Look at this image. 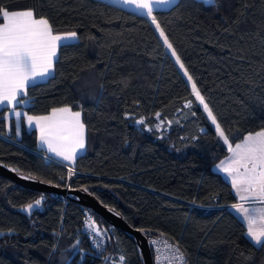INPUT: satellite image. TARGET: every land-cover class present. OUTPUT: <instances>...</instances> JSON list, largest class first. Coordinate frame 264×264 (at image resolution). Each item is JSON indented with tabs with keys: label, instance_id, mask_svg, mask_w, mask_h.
<instances>
[{
	"label": "trees",
	"instance_id": "1",
	"mask_svg": "<svg viewBox=\"0 0 264 264\" xmlns=\"http://www.w3.org/2000/svg\"><path fill=\"white\" fill-rule=\"evenodd\" d=\"M0 8L33 9L55 33H77L58 48L52 76L27 89L25 110L69 106L82 112L87 132L85 152L69 166L37 149L34 130L7 134L3 109L1 164L62 188L71 168L68 189L91 195L147 239L166 237L185 264H264V246L246 237L228 208L237 201L231 185L213 169L227 145L148 17L104 0H0ZM153 14L229 141L264 129V0H177ZM87 214L105 234L99 257L81 232ZM0 231V264H101L107 256L104 264L121 256L144 264L133 236L76 196L2 175Z\"/></svg>",
	"mask_w": 264,
	"mask_h": 264
},
{
	"label": "snow or ice",
	"instance_id": "2",
	"mask_svg": "<svg viewBox=\"0 0 264 264\" xmlns=\"http://www.w3.org/2000/svg\"><path fill=\"white\" fill-rule=\"evenodd\" d=\"M116 2L125 7L132 6L141 15L151 18L152 24L163 38V44L171 51L176 64L183 70L196 100L203 106L204 112L215 126L217 136L231 153L227 163L221 161L216 166L231 177L232 188L240 201L232 204L231 208L246 222L250 242L257 247L264 246V129L247 133L241 142L233 147L224 128L217 122L212 109L153 14L156 9L175 6L176 0H116ZM205 3L214 5L215 0H205ZM76 38L75 31L55 33L49 20L43 16L37 17L33 9L13 11L0 8V112L8 109V114L2 118L6 121H12L14 118L17 136L20 135L22 122L26 118L28 127H34L39 131L41 145L45 146L49 153L62 157L63 160H75L78 150L85 146V125L81 121V113H71L69 118L65 114L69 113L70 109L54 108L50 115L33 116L20 109L29 106L27 89L35 86L38 81L52 76L58 47L64 45L65 41ZM156 117L159 118L160 113H156ZM136 123L143 124L144 120H138ZM157 127L159 128L160 124H157ZM84 190L87 191L86 188ZM43 199L41 196L34 204L29 203L24 211L30 214ZM246 204L248 206H245ZM257 204L260 207H257ZM258 222L261 226L254 227ZM87 224L96 236L103 235L91 217L88 218ZM151 243L155 245L157 241ZM166 247L172 254V260L178 264H185L183 253L178 246ZM156 251L157 264H160V249L157 248ZM119 259L123 262L124 257L121 256Z\"/></svg>",
	"mask_w": 264,
	"mask_h": 264
},
{
	"label": "water",
	"instance_id": "3",
	"mask_svg": "<svg viewBox=\"0 0 264 264\" xmlns=\"http://www.w3.org/2000/svg\"><path fill=\"white\" fill-rule=\"evenodd\" d=\"M0 175L11 179L16 184L33 189L35 191L56 193L64 197H67L69 195L76 196L77 200L83 206L89 208L99 216L109 220L114 227L122 229L127 233H130L133 236L134 240L137 242L139 250L141 251L143 263L152 264V255L150 247L148 245L147 237L140 231L131 228L120 216L116 215L115 213L104 207L94 197L87 194L86 192L57 187L39 180L22 177L16 174V172L12 171V169L4 166L1 163ZM106 258L108 259V256L104 258L101 264H104L107 261Z\"/></svg>",
	"mask_w": 264,
	"mask_h": 264
},
{
	"label": "crops",
	"instance_id": "4",
	"mask_svg": "<svg viewBox=\"0 0 264 264\" xmlns=\"http://www.w3.org/2000/svg\"><path fill=\"white\" fill-rule=\"evenodd\" d=\"M104 1H107V2H109V3H112V4H114V5H116V6H119V7H122V8H125V9H127V10H130V11H133V12H136V13H138V14H140L134 7H132V6H127V7H125L124 5H121V4H118L117 2H116V0H104ZM201 1H203L204 3H205V0H201ZM176 2H177V0H176ZM161 9H167V8H161ZM141 15V14H140ZM149 18V17H148ZM149 20L151 21V18H149ZM155 29H156V27H155ZM156 32H157V34L159 35V37H160V39H161V41L163 42V38L160 36V34H159V32L157 31V29H156ZM64 33H68V32H64ZM64 33H57V34H64ZM76 41H78V36H77V38L76 39H73V40H69V41H65L64 42V44L65 43H73V42H76ZM165 46V45H164ZM59 48V47H58ZM165 49H166V51L169 53V55L171 56V51L170 50H168L167 48H166V46H165ZM57 55H58V49H57ZM57 55H56V58H57ZM172 57V56H171ZM56 58H55V60H56ZM173 59H174V61H175V58L174 57H172ZM178 65V64H177ZM54 72V71H53ZM53 74V73H52ZM47 79V78H46ZM46 79H44V80H46ZM44 80H42V81H44ZM38 82H40V81H38ZM29 100V99H28ZM29 102H30V100H29ZM29 105H30V103H29ZM57 108H68V109H70V112L69 113H67V114H65L66 116H68L69 118L71 117V113H75V112H80L81 113V121H82V123L84 124V121H83V115H82V112L80 111V110H74V109H72L71 107H69V106H61V107H57ZM54 109V108H53ZM21 111H26L25 110V108H22V109H20ZM51 112H52V109L48 112V113H46V114H43V115H33V116H47V115H50L51 114ZM8 114V109L7 108H5V111H4V116H6ZM28 115H32V114H29V113H27ZM9 123H11V128H9ZM85 125V124H84ZM5 127H6V132H7V134H10V133H12L13 135H14V137L16 138V139H20V137H21V135H22V133H23V131H31V130H34L35 132H36V146H37V149L38 150H41V151H44L45 153H46V155H47V157H50L51 159H55V160H57V161H59V162H61V163H64V164H66V165H69V166H73L74 165V162H75V160H76V158L79 156V155H81V154H83L84 152H85V150H86V135H87V132H86V127H85V130H84V132H85V146H84V148L83 149H81V150H78V153H77V155H76V158H75V160H63L62 159V157H58V156H55L54 154H52V153H49L47 150H46V147L45 146H43V145H41V143H40V140H39V131L37 130V129H35L34 127L33 128H29L28 127V125H27V121H26V118L23 120V122H22V127H21V132H20V135L19 136H17L16 135V132H15V122H14V118L12 119V121H6L5 120ZM259 131V130H258ZM256 132V131H255ZM255 132H252V133H255ZM246 135V134H245ZM239 142H241V141H239ZM239 142H237V143H239ZM235 146V144L233 145V147ZM231 156V153H228V155L226 156V157H224L223 159H221L219 162H217L214 166H213V169L217 172V173H219V174H221L222 175V177L231 185V177L230 176H228V174L227 173H224L223 171H221L220 169H218L216 166L217 165H219L220 164V162L221 161H225V163H227L228 162V157H230ZM231 189H232V191H233V193H234V195L236 196V193H235V190L232 188V185H231ZM236 199H237V201L236 202H234V203H239L240 201H239V199H238V197L236 196ZM234 203H232V204H234ZM232 204H229L228 205V208H229V210L231 211V212H233L243 223H244V225H245V229H246V231H245V235H246V237H247V224H246V222L244 221V220H242L241 219V217L231 208V205ZM245 206H248L247 204L245 205ZM257 207H260V205L259 204H257L256 205ZM261 225H260V223L258 222L256 225H254V227H260ZM248 238V237H247ZM250 241V240H249Z\"/></svg>",
	"mask_w": 264,
	"mask_h": 264
},
{
	"label": "built area",
	"instance_id": "5",
	"mask_svg": "<svg viewBox=\"0 0 264 264\" xmlns=\"http://www.w3.org/2000/svg\"><path fill=\"white\" fill-rule=\"evenodd\" d=\"M68 169V176L66 179V189L69 188V182L70 180L75 176V173L72 171L71 168ZM71 172V175H70ZM91 217L93 220V216L91 214H87L86 217L84 218V224L81 228V232H83L88 239L89 247H90V252L94 257H99L101 255V252L104 247L105 243V234L101 236H96L91 229L88 227L87 221L88 218ZM148 245L150 247L151 255H152V264H157V248L160 249V264H178L177 261L171 259V252L168 250L166 245H173L176 246L174 243H172L169 239H167L164 236L160 235H152L148 239ZM152 241H157V243L154 245L151 242ZM185 261V258H184Z\"/></svg>",
	"mask_w": 264,
	"mask_h": 264
},
{
	"label": "rangeland",
	"instance_id": "6",
	"mask_svg": "<svg viewBox=\"0 0 264 264\" xmlns=\"http://www.w3.org/2000/svg\"><path fill=\"white\" fill-rule=\"evenodd\" d=\"M178 67H179V65H178ZM179 69H180V67H179ZM181 70V72L183 73V70L182 69H180ZM186 79H187V77H185ZM187 82H188V80H187ZM188 84L190 85V87H191V84L188 82ZM191 90H192V88H191ZM194 94V93H193ZM195 96V95H194ZM202 106V105H201ZM202 108H203V106H202ZM207 114V113H206ZM210 120V119H209ZM211 121V120H210ZM214 126V125H213ZM215 127V126H214ZM25 209V208H24ZM93 221H94V218H93ZM100 229V228H99ZM2 234V232L0 231V235ZM120 257H118V259L116 260V261H114V263L115 264H123V262H121L120 261V259H119Z\"/></svg>",
	"mask_w": 264,
	"mask_h": 264
}]
</instances>
